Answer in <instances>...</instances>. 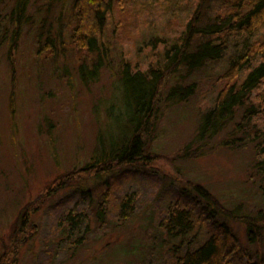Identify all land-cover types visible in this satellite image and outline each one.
Listing matches in <instances>:
<instances>
[{
	"label": "trees",
	"instance_id": "trees-1",
	"mask_svg": "<svg viewBox=\"0 0 264 264\" xmlns=\"http://www.w3.org/2000/svg\"><path fill=\"white\" fill-rule=\"evenodd\" d=\"M55 1L42 5L45 13L53 11ZM0 2L11 4L5 19L0 18V46L7 44L10 68L20 32L31 26L35 56L51 62L73 57L82 83L111 68L116 49L125 44L120 35L149 30L137 50L144 55L143 63L122 58L117 65L126 110L121 115L128 131L119 142L109 141L106 149L99 138L91 160L79 170L94 180L121 170L118 178H123L128 167L149 160L146 152L164 103L210 98L199 116L195 141L225 136L223 147H249L253 163L248 182L263 206L254 214L241 213L195 184L193 193L184 188L165 202L161 214L153 209L146 240L139 239L133 250L147 249L148 259L156 264H264V0H70L57 17L47 14L38 23L28 14L34 0ZM114 15L120 18L110 38L105 27ZM100 186L82 191V197L94 203L97 227L106 228L108 215L116 229L130 224L136 206L133 194H124L111 212L106 200L111 190ZM83 210L61 211L45 252L72 257L94 238ZM18 215L8 264H17L19 241L35 231L25 210ZM230 221L244 225V245Z\"/></svg>",
	"mask_w": 264,
	"mask_h": 264
},
{
	"label": "rangeland",
	"instance_id": "rangeland-1",
	"mask_svg": "<svg viewBox=\"0 0 264 264\" xmlns=\"http://www.w3.org/2000/svg\"><path fill=\"white\" fill-rule=\"evenodd\" d=\"M34 2L28 14L38 23L47 14L57 17L70 0H56L49 13L42 6L47 0ZM10 8L9 2L6 6L0 2V18L5 19ZM119 18L114 15L106 25L108 37L115 34ZM145 29L132 37L120 35L125 44L116 49L119 53L110 60L111 68L84 83L77 76L73 57L51 62L35 56L31 26L20 32L12 68L6 58L7 44L0 46V264H8L14 225L23 210L35 231L19 241L17 264H156L148 259L147 249L133 247L139 239L145 242L153 209L161 214L165 202L174 200L184 188L193 193L195 184L201 185L227 208L241 213L254 214L263 206L248 182L253 163L249 147H223L225 136L196 143L199 116L211 101L205 97H192L183 105L164 103L146 152L149 160L128 167L123 178H118L121 170L95 180L79 170L91 160L99 138L106 149L109 141L119 142L120 135L128 131L121 115L126 110L116 70L122 58L143 63L144 55L137 50L149 35ZM107 181L109 186H103ZM99 186L111 190L106 197L111 212L124 194H133L136 206L130 224L116 229L113 216L108 215L106 228L97 227L94 203L82 197V191ZM68 209L88 212L94 238L72 257L54 256L45 250H50L48 241L57 218ZM229 226L244 245V225L230 221Z\"/></svg>",
	"mask_w": 264,
	"mask_h": 264
}]
</instances>
